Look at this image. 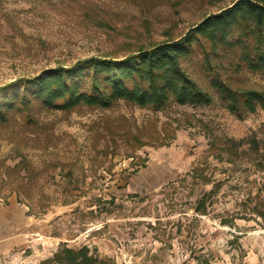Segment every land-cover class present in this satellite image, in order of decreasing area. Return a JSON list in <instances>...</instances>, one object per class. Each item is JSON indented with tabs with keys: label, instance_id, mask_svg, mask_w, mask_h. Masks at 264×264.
<instances>
[{
	"label": "rangeland",
	"instance_id": "rangeland-1",
	"mask_svg": "<svg viewBox=\"0 0 264 264\" xmlns=\"http://www.w3.org/2000/svg\"><path fill=\"white\" fill-rule=\"evenodd\" d=\"M231 1L0 0V86L176 38ZM194 61L184 67L211 93L207 105H32L35 123L0 124V201L14 196L38 223L0 264H56L45 260L60 244L115 264H264V221L249 210L264 197V110L229 113ZM231 61L219 59L229 84L264 88V73Z\"/></svg>",
	"mask_w": 264,
	"mask_h": 264
},
{
	"label": "trees",
	"instance_id": "trees-1",
	"mask_svg": "<svg viewBox=\"0 0 264 264\" xmlns=\"http://www.w3.org/2000/svg\"><path fill=\"white\" fill-rule=\"evenodd\" d=\"M227 53L234 56L230 66L235 71L264 73V0H232L205 15L181 36L138 47L121 57L90 56L31 77L16 78L0 86V93L5 91L0 100V124L14 121L15 115L25 119V125L35 123L30 114L32 105L61 112L82 106L107 109L119 101L151 110H164L172 103L207 105L212 101L211 93L184 67L195 63V58L208 88L229 113L242 118L257 109L264 110V88L232 86L222 76L219 59ZM12 85L21 90L9 89ZM216 186L197 198L196 212H206L205 204L216 193ZM255 198L249 210L264 221V197L257 193ZM228 221L232 222H222ZM52 255L45 262L115 264L112 258L99 256L85 245L73 248L60 244Z\"/></svg>",
	"mask_w": 264,
	"mask_h": 264
},
{
	"label": "crops",
	"instance_id": "crops-1",
	"mask_svg": "<svg viewBox=\"0 0 264 264\" xmlns=\"http://www.w3.org/2000/svg\"><path fill=\"white\" fill-rule=\"evenodd\" d=\"M0 201V255L14 250L21 245L24 235L37 234L38 223L26 214V207L14 196Z\"/></svg>",
	"mask_w": 264,
	"mask_h": 264
}]
</instances>
